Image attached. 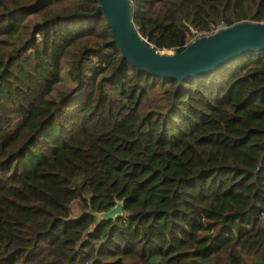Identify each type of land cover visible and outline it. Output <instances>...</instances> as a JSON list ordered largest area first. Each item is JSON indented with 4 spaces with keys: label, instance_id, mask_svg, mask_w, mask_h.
Returning a JSON list of instances; mask_svg holds the SVG:
<instances>
[{
    "label": "trees",
    "instance_id": "trees-1",
    "mask_svg": "<svg viewBox=\"0 0 264 264\" xmlns=\"http://www.w3.org/2000/svg\"><path fill=\"white\" fill-rule=\"evenodd\" d=\"M131 1L158 51L264 22V0ZM98 5L0 0V264H264V51L179 84Z\"/></svg>",
    "mask_w": 264,
    "mask_h": 264
},
{
    "label": "water",
    "instance_id": "water-1",
    "mask_svg": "<svg viewBox=\"0 0 264 264\" xmlns=\"http://www.w3.org/2000/svg\"><path fill=\"white\" fill-rule=\"evenodd\" d=\"M99 12L110 26L113 41L119 45L124 58L140 71L175 79L179 84L212 72L232 59L264 51V22L222 24L217 32L191 41L182 51L161 52L139 33L131 0H99L92 15ZM123 213V201H119L111 210L95 216L102 221Z\"/></svg>",
    "mask_w": 264,
    "mask_h": 264
},
{
    "label": "rangeland",
    "instance_id": "rangeland-1",
    "mask_svg": "<svg viewBox=\"0 0 264 264\" xmlns=\"http://www.w3.org/2000/svg\"><path fill=\"white\" fill-rule=\"evenodd\" d=\"M219 29V28H218ZM218 29H215L213 31H217ZM194 40V39H193ZM163 52H169V51H166V50H162ZM78 207L76 205L72 206V215L75 217L77 216L80 212H78Z\"/></svg>",
    "mask_w": 264,
    "mask_h": 264
},
{
    "label": "built area",
    "instance_id": "built-area-1",
    "mask_svg": "<svg viewBox=\"0 0 264 264\" xmlns=\"http://www.w3.org/2000/svg\"><path fill=\"white\" fill-rule=\"evenodd\" d=\"M219 29H220V28H219ZM219 29H218V30H219ZM218 30H217V31H218ZM217 31H216V32H217ZM213 33H215V31H214V32H211L210 34H213ZM210 34H209V35H210ZM161 52H163V51L161 50Z\"/></svg>",
    "mask_w": 264,
    "mask_h": 264
}]
</instances>
